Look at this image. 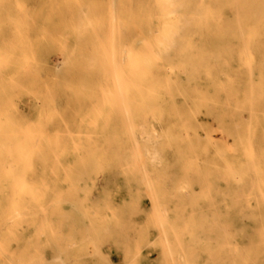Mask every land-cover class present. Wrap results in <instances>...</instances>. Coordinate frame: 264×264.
<instances>
[{
	"label": "rangeland",
	"instance_id": "obj_1",
	"mask_svg": "<svg viewBox=\"0 0 264 264\" xmlns=\"http://www.w3.org/2000/svg\"><path fill=\"white\" fill-rule=\"evenodd\" d=\"M19 1L0 0V113L13 107L18 112L9 119L16 126L31 128L29 138L33 151L24 165L15 167L11 162L9 166L13 172L24 173L26 180L31 177L27 181H33L35 186L28 184L29 188L37 189L36 194L45 204L32 207L31 220L20 225L24 229L22 249L0 252V264H129L134 248L147 258L144 264H161L166 253L155 249L153 242L165 238L171 246L185 247L190 226L188 194L199 191L211 195L212 201L207 204V200H198L194 219L203 217L210 221L212 218L216 222L220 220L218 211L222 213V226L200 230L207 243L220 240L223 251L218 254L211 249L203 252L195 248L188 255L189 260L195 264H264V213L257 214L255 208L246 206L238 210L233 206L217 209V173L206 174L202 169L200 172L198 166L193 167L194 171L183 170L174 159L175 142L159 139L163 160L149 164L147 171L131 169L126 159L123 171L97 166L95 147L102 146L100 150L105 157L106 143L124 137L121 0H45V12L34 7L42 3L40 0H27L34 9L23 10L18 9ZM67 8L75 12L67 16ZM86 8H90L87 14ZM25 32L29 34L27 39ZM24 38L27 45H20ZM17 39V45L13 44ZM36 39L44 44H36ZM18 46L22 48L17 49ZM67 53L74 54L66 56ZM65 59L69 64L64 63ZM47 81L53 82L54 87ZM56 99L57 108L53 107ZM60 102L64 104L60 106ZM47 104L51 105L48 113ZM212 126L215 134V123ZM140 128L144 135L151 130L157 135L169 130L181 139L186 137L169 108L162 119L152 116L150 123ZM189 132L193 140L200 137L193 154L199 159H212L208 164L215 166L217 143L207 139L205 131L194 121ZM40 142L46 151L43 157L36 152ZM197 167L199 171L195 170ZM202 177L214 179L215 185L203 183ZM75 179L80 180L79 184ZM156 188L164 196L162 199L157 198ZM149 206L153 210L148 211ZM158 220L169 221L165 223V233L156 226ZM165 258L171 264L180 263L177 255L167 253Z\"/></svg>",
	"mask_w": 264,
	"mask_h": 264
},
{
	"label": "bare ground",
	"instance_id": "obj_2",
	"mask_svg": "<svg viewBox=\"0 0 264 264\" xmlns=\"http://www.w3.org/2000/svg\"><path fill=\"white\" fill-rule=\"evenodd\" d=\"M40 1L42 3L34 7L45 12V0ZM121 3L124 42L121 68L124 137L120 141L106 143L108 151L105 157L100 150L102 146L95 147L94 158L99 162L97 166L99 168L115 167L123 171L125 164L123 160L126 159L131 169L142 172L155 160H163L159 139L173 141L177 146L174 159L180 162L183 170L194 171L193 167L198 166L206 174L217 173V199H219L217 209L233 206L238 210L246 206L255 208L257 214L264 213V0H121ZM34 7H30L27 0H20L18 3V9L22 10L34 9ZM90 8H86V14ZM67 10V16L75 12L73 8H67ZM111 18L113 19L112 15ZM24 34L27 39L29 34L26 32ZM113 36L112 34L111 37ZM25 38L22 40L25 41ZM23 41L20 45H27V42L25 41V44ZM17 42H19L18 39L13 41V44L17 45ZM35 43L44 44L40 39H36ZM112 44L111 47H113ZM18 48L22 47L18 46ZM17 49L16 51L20 52ZM10 51L12 52V49ZM67 54L65 55L69 56L70 53ZM17 58L20 59V57ZM69 59L72 58L69 57ZM111 59L114 60L112 56ZM182 74L185 75L184 78ZM50 84L52 86L53 82ZM51 89L53 92L54 89ZM47 98L50 100V97ZM58 99L61 101L60 98ZM58 99L54 103L59 102ZM62 103L57 104L61 106ZM48 107L47 113L51 110V105ZM53 107H56V103ZM166 108L175 115L176 125L186 136L184 139L169 130L161 135H157L154 130L145 135L144 132L142 133L140 127L150 123L152 116L162 119ZM17 112L11 107L0 113V252L2 254L22 249L24 229L20 225L31 220L33 206L41 207L45 204L36 194L38 190L31 189L35 186L33 181L31 182L34 185L27 181L31 180V177L26 180L23 178L24 173L10 170L11 162L15 167H20L33 151V144L29 138L30 126H21L22 124L16 126L9 119ZM191 121H194L200 130L205 131L207 139L217 143L215 166L208 164L212 159L207 157L199 159L193 154V148L200 144V137L197 136L193 140L189 136ZM213 123L216 125L215 134L212 129ZM179 139L183 141V144ZM36 152L41 155L46 153L42 142L38 144ZM35 156L38 160V156ZM86 165L92 167V164ZM198 167L195 170L199 171ZM76 179L75 182H80ZM202 182L211 186L215 185L214 179L206 177H202ZM28 184L33 186L29 188ZM156 195L159 199L164 197L158 188H156ZM211 199V195L201 191L188 194L190 226L185 247L182 244L171 246L165 238L155 239L153 242L155 249L157 247L160 253H166L161 264L168 262L165 258L167 253L172 256L177 255L180 259L179 264H195L188 257L191 250L195 248L203 252L211 249L221 254L223 249L220 240L207 243L206 236L200 229L205 227L212 229L214 225L222 226L224 223L222 213L218 211L220 220L216 222L211 221L212 218L210 221L203 217L194 219L196 202L207 200L208 204L209 200L212 201ZM51 203L53 206L54 202L51 201ZM151 207L149 206L148 211L153 210ZM160 209L159 211H162ZM208 215L211 216V214ZM166 222L169 223L168 220ZM166 222L163 220L156 222V226L163 233L166 232ZM134 249L137 251L134 252ZM134 249L131 251L132 259L129 264H144L147 258L138 248Z\"/></svg>",
	"mask_w": 264,
	"mask_h": 264
}]
</instances>
